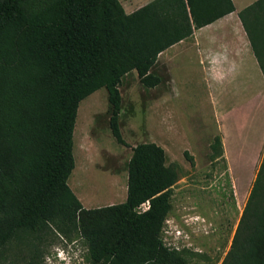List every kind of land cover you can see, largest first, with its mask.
I'll return each mask as SVG.
<instances>
[{"label": "trees", "instance_id": "1", "mask_svg": "<svg viewBox=\"0 0 264 264\" xmlns=\"http://www.w3.org/2000/svg\"><path fill=\"white\" fill-rule=\"evenodd\" d=\"M233 9L232 0H149L130 13L120 0H0V254L27 234L76 229L91 264H187L162 240L178 178L164 148L133 145L125 200L86 208L67 183L74 124L79 102L104 86L111 133L126 145L124 74L158 84V54ZM238 14L264 75V0ZM211 147L222 156L220 135ZM243 208L220 264H264V154Z\"/></svg>", "mask_w": 264, "mask_h": 264}, {"label": "rangeland", "instance_id": "2", "mask_svg": "<svg viewBox=\"0 0 264 264\" xmlns=\"http://www.w3.org/2000/svg\"><path fill=\"white\" fill-rule=\"evenodd\" d=\"M146 1L130 0L131 12ZM183 56L178 55L176 67L167 57L159 59L154 71L162 79L153 87L144 86L134 69L124 74L119 85V127L126 145L111 133L104 86L79 102L73 130L75 165L67 183L86 208L121 202L126 197L127 163L133 145L155 141L165 150V163L178 173L172 186L171 211L164 221L172 231L169 241L187 256V264H220L230 248L250 188L243 192V198L239 194L237 198L239 188L232 186L225 159L212 150L211 143L220 132L207 83L199 68L184 67L194 64L195 59L184 60ZM263 154L264 148L257 169ZM0 264L91 262L78 230L65 234L48 228L40 237L27 234L11 240L0 254Z\"/></svg>", "mask_w": 264, "mask_h": 264}, {"label": "crops", "instance_id": "3", "mask_svg": "<svg viewBox=\"0 0 264 264\" xmlns=\"http://www.w3.org/2000/svg\"><path fill=\"white\" fill-rule=\"evenodd\" d=\"M254 1L232 0V11L195 28L191 35L162 50L150 68L161 76L154 71L159 59L167 57V62H175V67L180 53L184 60L195 59L194 64L184 67L199 68V75L207 83V96L215 109L223 147L221 157L228 165L232 186L239 188L237 198H243V192L250 188L264 148V75L238 14ZM120 2L130 13V0Z\"/></svg>", "mask_w": 264, "mask_h": 264}, {"label": "built area", "instance_id": "4", "mask_svg": "<svg viewBox=\"0 0 264 264\" xmlns=\"http://www.w3.org/2000/svg\"><path fill=\"white\" fill-rule=\"evenodd\" d=\"M143 205H144V207L143 208H145V207H147V202L146 203H143ZM166 221H167V219H166ZM162 235H164V237H163V243L168 247V248H170V249H172V248H174V247H176V245L174 244V242H172V241H169V239H168V237L172 234V231L170 230V226H167V225H165V224H163V226H162ZM170 246H173V247H170ZM177 248V247H176ZM175 249V248H174Z\"/></svg>", "mask_w": 264, "mask_h": 264}]
</instances>
